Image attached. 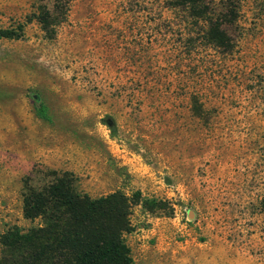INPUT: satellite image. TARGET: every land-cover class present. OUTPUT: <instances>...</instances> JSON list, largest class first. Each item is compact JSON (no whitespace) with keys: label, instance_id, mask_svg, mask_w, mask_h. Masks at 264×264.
Segmentation results:
<instances>
[{"label":"rangeland","instance_id":"rangeland-1","mask_svg":"<svg viewBox=\"0 0 264 264\" xmlns=\"http://www.w3.org/2000/svg\"><path fill=\"white\" fill-rule=\"evenodd\" d=\"M162 1L70 0L48 37L51 0H0V29L24 23L0 36V234L38 223L25 180L69 171L93 197L140 193L131 264H264V0H241L230 55L185 51Z\"/></svg>","mask_w":264,"mask_h":264},{"label":"trees","instance_id":"trees-1","mask_svg":"<svg viewBox=\"0 0 264 264\" xmlns=\"http://www.w3.org/2000/svg\"><path fill=\"white\" fill-rule=\"evenodd\" d=\"M69 2L51 0V8L36 7L33 18L48 37L66 18ZM162 4V13L171 15L163 20L176 26L185 51L198 54L213 48L229 55L236 51L231 30L238 26L241 0H163ZM23 27L24 23H18L0 29V36L20 38ZM190 97L194 114L207 120L200 93ZM45 109L38 107L37 115L46 118ZM48 174L41 186L24 181L22 215L38 223L26 229L12 225L0 234V264H131L124 234L130 230L131 208L140 201V193L116 190L93 197L77 188L72 172L51 170Z\"/></svg>","mask_w":264,"mask_h":264},{"label":"water","instance_id":"water-1","mask_svg":"<svg viewBox=\"0 0 264 264\" xmlns=\"http://www.w3.org/2000/svg\"><path fill=\"white\" fill-rule=\"evenodd\" d=\"M105 122L110 126L112 127L114 125V122L111 118H105Z\"/></svg>","mask_w":264,"mask_h":264}]
</instances>
